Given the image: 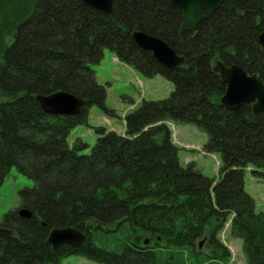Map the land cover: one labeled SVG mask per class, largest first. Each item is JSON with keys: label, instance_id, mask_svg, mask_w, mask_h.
Segmentation results:
<instances>
[{"label": "trees", "instance_id": "1", "mask_svg": "<svg viewBox=\"0 0 264 264\" xmlns=\"http://www.w3.org/2000/svg\"><path fill=\"white\" fill-rule=\"evenodd\" d=\"M133 30L164 40L183 65L169 70L153 62L131 41ZM263 30L264 0H225L193 34L181 31L177 13L157 0H114L108 14L79 0H0V186L13 167L33 182L2 221L12 234L0 235V264L52 262L47 236L63 227L84 229L92 248L126 250L121 264H185L183 255L207 226L218 222L219 230L227 221L229 235L242 241L246 264H264V210L255 211L243 188L247 167L264 178V119L245 104L227 111L209 68L219 56L264 81ZM105 49L145 76L159 73L174 88L168 98L142 101L130 112L125 137L90 128L96 141L86 155L87 143L76 138L69 147L67 137L78 125L91 127L88 109L102 103L89 65ZM58 91L84 101L77 115L43 112L36 96ZM167 122L207 133L204 150L221 162L216 181L192 163L180 166ZM20 209L30 218H21ZM123 218L114 230L92 229L94 219ZM135 227L161 238L157 256L130 246L140 233ZM219 249L221 256L189 264L227 261L228 251Z\"/></svg>", "mask_w": 264, "mask_h": 264}, {"label": "rangeland", "instance_id": "2", "mask_svg": "<svg viewBox=\"0 0 264 264\" xmlns=\"http://www.w3.org/2000/svg\"><path fill=\"white\" fill-rule=\"evenodd\" d=\"M11 41L8 39L7 43L10 44ZM114 56L115 54L111 50L105 49L99 62L89 65L94 71L97 86L103 91V100L99 106L92 105L88 109V125L91 127L78 125L70 131L67 137L69 147H72L78 136L87 143L88 148L82 154H89L96 141V135L90 128L104 127L106 130L120 135L124 130L123 118L126 117V113L135 110L142 101L168 98L174 88L173 83L159 73L145 76L128 65L114 60ZM167 127L171 135V142L178 148L177 157L180 166L185 168L186 165L192 163L204 177L216 181L220 159L218 155L204 151V145L208 139L207 133L194 124L168 123ZM253 170L255 169H244L243 188L253 199L255 211L261 212L264 210V178L254 176ZM32 185V180L23 177L16 168L13 167L9 171L0 186V224L11 210L18 208L20 190ZM217 239L228 250L227 261L222 260L223 264H246L242 241L229 235L228 224H225L218 233ZM199 242L200 240H198ZM202 247L204 254H211V249L208 250L204 245ZM61 264L90 263L68 258Z\"/></svg>", "mask_w": 264, "mask_h": 264}, {"label": "water", "instance_id": "3", "mask_svg": "<svg viewBox=\"0 0 264 264\" xmlns=\"http://www.w3.org/2000/svg\"><path fill=\"white\" fill-rule=\"evenodd\" d=\"M82 3L96 11L109 13L111 0H81ZM224 0H168L170 6H176L182 13V31L194 30L202 21L201 10L209 14L217 10ZM131 41L142 51L151 52L152 59L166 69L172 70L183 65L184 58L179 57L171 47L160 39L137 31L131 34ZM258 43L264 47V30L258 36ZM219 73V78L226 89L220 99V104L229 112H237L244 105L252 103V112L264 116V85L255 76H248L241 68L233 65L212 68ZM40 108L49 115H77L84 101L69 93L58 91L49 95L36 96ZM21 218H30V212L19 210ZM0 234L11 235V232L0 228ZM85 236L71 228H54L47 237V244L55 250L59 246L73 247L82 243Z\"/></svg>", "mask_w": 264, "mask_h": 264}, {"label": "flooded vegetation", "instance_id": "4", "mask_svg": "<svg viewBox=\"0 0 264 264\" xmlns=\"http://www.w3.org/2000/svg\"><path fill=\"white\" fill-rule=\"evenodd\" d=\"M80 3L85 6L81 0H79ZM157 1H161L163 3L164 6L170 8L172 11L177 13L178 16V28L181 30V25H182V13L181 11L176 7V6H170L168 0H157ZM225 2V0L219 5V7L217 8V10L221 7V5ZM114 6V0H111V4H110V10L109 13L112 11ZM87 7V6H85ZM89 8V7H87ZM91 9V8H90ZM94 10V9H92ZM216 10V11H217ZM96 11V10H94ZM215 11V12H216ZM99 12V11H97ZM215 12H213L212 14H209L207 11H205L204 9L201 10V15L202 18L205 14L207 15H213ZM102 13V12H101ZM105 14V13H103ZM108 14V13H107ZM197 27H195L194 30L191 31H183V32H187V33H195L197 30ZM137 31H141V30H133L132 32H130L129 36L131 38V34ZM182 31V30H181ZM143 32V31H141ZM144 33V32H143ZM161 41L165 42L164 40L160 39ZM166 43V42H165ZM167 44V43H166ZM168 45V44H167ZM136 46V45H135ZM169 46V45H168ZM170 47V46H169ZM262 47V46H261ZM149 53V57L150 59H152L151 56V52H147ZM153 62L157 63L155 60L152 59ZM219 65L221 68H230L231 66L235 65V64H231V65H227L225 62H223L219 56H217V58L211 60L209 62V68L211 70L212 73H214L217 78L219 79L222 87H223V92L222 95L225 92L226 86L224 83L221 82L220 78H219V73H215L212 71V68ZM237 67H239L238 65H235ZM241 68V67H239ZM176 69V68H175ZM242 69V68H241ZM243 70V69H242ZM244 71V70H243ZM247 74V73H246ZM248 76H253L255 74H247ZM264 85V81L257 75H255ZM248 105V108H250L252 110V103L249 104H245ZM259 115H261L264 119L263 114L258 113ZM128 218H123L121 220H113L110 221L109 223H102L101 221L98 220H93L95 222V225L92 227V229L94 227H97L103 231H107V230H114L117 227H120V225H123V223L125 221H127ZM100 224H102L101 226H99ZM103 224H109L108 226H104ZM2 225V222L0 224V227ZM218 226V222H214L211 224V226H207V233L202 236L200 239V242L198 244H195V242L193 243L192 247L189 249L188 254H184L183 255V260L185 264H189V263H196V260H201L204 257H211L212 254H214L215 249L216 248H220V244L217 240V230H215ZM63 228H71L74 230H77L79 232H81L84 236L85 239L82 243L73 246V247H67V246H59L57 247L55 250H52V254H53V258L54 260H52V262H49L48 264H61L64 260H67L68 258H73V259H80V260H84L89 262L90 264H121L118 259V257L124 256L126 253V250H114V249H106V248H102V247H98V248H92L93 245H91L90 240L87 239V234L84 232V229H77V228H72V227H63ZM136 229H133V232H140L137 233L136 235H134L132 237V240L129 241V244L131 247H134L135 249H141V250H137L140 251L142 253H153L154 255L157 256V252H156V246L160 245V241L161 238L160 237H156V239H154V232H148L144 229H140L135 227ZM61 229V228H59ZM8 230V229H6ZM10 231V230H8ZM11 232V231H10ZM12 234V232H11ZM0 235H4V236H10V235H6V234H0ZM48 237V236H47ZM91 245V247H90ZM202 245H204L208 250H210L211 254L206 255L204 254L205 252H203L202 250ZM160 247L163 248V245H160ZM188 255L190 256V259H188ZM157 258V257H154ZM221 264V262H219Z\"/></svg>", "mask_w": 264, "mask_h": 264}]
</instances>
